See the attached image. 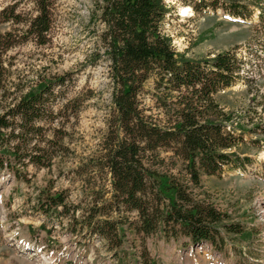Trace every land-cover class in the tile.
<instances>
[{"label": "rangeland", "instance_id": "1", "mask_svg": "<svg viewBox=\"0 0 264 264\" xmlns=\"http://www.w3.org/2000/svg\"><path fill=\"white\" fill-rule=\"evenodd\" d=\"M37 1L0 0V36L8 35L1 54L0 111L11 99L68 75L65 87L56 88L55 99L59 104L68 100L69 110L75 112H69L65 126L62 147L67 150L51 170L27 164L18 168L21 178L7 169L0 172V264H40L41 255L49 264H141L143 252L153 264H264V23L258 19V0H163L170 11L160 23L173 49L189 60L231 52L241 63L234 86L215 98L243 133L246 146L238 151L250 162L244 170L202 177L193 193L227 215L226 224H240L244 235L221 231V248L216 249L210 243L186 247L183 238L141 240L125 232L116 256L79 223L85 205L81 187H87L79 174L88 180L95 177L93 166L86 162L92 161L112 107L113 85L98 37L104 30L99 20L104 1L49 0L50 30L42 44L27 33L28 23L37 15ZM230 4L244 6L245 18L232 17L226 10ZM182 8L189 9L187 17ZM151 87L146 85L149 92L143 95L148 108H152L147 94ZM158 113L153 109V116L162 119ZM59 194L68 207H79L76 222L37 210L38 200Z\"/></svg>", "mask_w": 264, "mask_h": 264}, {"label": "trees", "instance_id": "2", "mask_svg": "<svg viewBox=\"0 0 264 264\" xmlns=\"http://www.w3.org/2000/svg\"><path fill=\"white\" fill-rule=\"evenodd\" d=\"M103 1L99 20L104 30L98 37L113 85L112 107L92 161L86 162L95 177L88 180L79 174L87 185L81 187L85 205L79 223L89 236L105 241L113 256L125 232L141 240L183 238L186 247L210 243L219 249L221 231L242 236L244 230L240 224H226L229 217L197 200L193 190L200 188L202 177L244 170L250 162L238 151L246 146L243 133L215 98L234 86L241 63L231 52L202 60L177 54L160 31L170 11L163 0ZM261 1L256 5L263 24ZM229 6L232 17L245 18L244 6ZM36 8L27 33L42 44L50 30L49 0H38ZM5 37L0 36V80ZM65 77L70 80L68 75L54 77L1 107L0 172L7 169L21 178L20 167L51 170L63 158L65 126L69 112H75L69 110L68 100L59 104L55 99L56 88L68 82ZM148 84L152 108L143 102ZM153 109L163 118L154 117ZM78 209L68 207L63 194L37 201V210L44 215L73 222ZM141 255V264H153L144 252Z\"/></svg>", "mask_w": 264, "mask_h": 264}, {"label": "bare ground", "instance_id": "3", "mask_svg": "<svg viewBox=\"0 0 264 264\" xmlns=\"http://www.w3.org/2000/svg\"><path fill=\"white\" fill-rule=\"evenodd\" d=\"M181 12L183 13V15H182L183 17H187V15L189 13V9L188 8H182ZM263 159H264V155H263ZM35 254L37 255V252H35ZM39 263L40 264H47V262H43V263L39 262Z\"/></svg>", "mask_w": 264, "mask_h": 264}]
</instances>
